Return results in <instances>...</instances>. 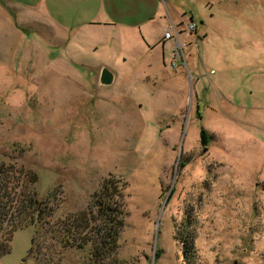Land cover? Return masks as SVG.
I'll list each match as a JSON object with an SVG mask.
<instances>
[{"label":"rangeland","instance_id":"374dc122","mask_svg":"<svg viewBox=\"0 0 264 264\" xmlns=\"http://www.w3.org/2000/svg\"><path fill=\"white\" fill-rule=\"evenodd\" d=\"M86 1L0 0V165L39 174L55 221L122 179L125 226L103 264H264V0H159L166 24L174 7L180 31L194 20L208 34L188 68ZM35 231L17 230L0 264H37ZM89 253L60 264H93Z\"/></svg>","mask_w":264,"mask_h":264},{"label":"trees","instance_id":"16d2710c","mask_svg":"<svg viewBox=\"0 0 264 264\" xmlns=\"http://www.w3.org/2000/svg\"><path fill=\"white\" fill-rule=\"evenodd\" d=\"M38 183L39 174L33 170L0 165V257L11 252L17 230L33 225L36 231L30 253L36 256L38 252L37 264H60L63 253L71 249L89 248L93 264H103L117 254L127 215V184L122 179L106 178L88 210L57 221L53 219L55 198H42ZM181 243L185 256L194 252L192 237L181 239Z\"/></svg>","mask_w":264,"mask_h":264},{"label":"crops","instance_id":"0c3cea01","mask_svg":"<svg viewBox=\"0 0 264 264\" xmlns=\"http://www.w3.org/2000/svg\"><path fill=\"white\" fill-rule=\"evenodd\" d=\"M92 1L95 2L94 0ZM104 1L109 9V12L120 11L122 14L120 20L123 22V24L129 27V29L137 32V34L140 32L143 40H146L148 44H153L152 51L158 50L160 52L161 60L164 62L166 61V51L174 50V61L176 60L177 62V59L182 60V63L186 68H188L187 48L199 39L205 40V38H208V34L199 30L198 26L195 31L196 33L193 35L187 31H184V26L182 24V27L180 25L182 32L178 38L175 36L169 40L165 39V29L168 30L172 24L179 25L182 22L184 23V16L180 17L179 13L177 14V10L172 7L170 10L171 14L169 13L171 22L166 24V22H164L165 18L160 15L161 4L159 0H123L120 5H117L119 0ZM28 2L30 3L29 6L35 9L45 8L44 0H28ZM87 6L88 1L85 0L84 7H91ZM104 23L108 24V22ZM157 31H160V34L156 35ZM197 33L198 35H196ZM176 62L173 64L176 65ZM176 66V68L179 67L178 64Z\"/></svg>","mask_w":264,"mask_h":264},{"label":"water","instance_id":"95a60500","mask_svg":"<svg viewBox=\"0 0 264 264\" xmlns=\"http://www.w3.org/2000/svg\"><path fill=\"white\" fill-rule=\"evenodd\" d=\"M117 80V74L109 68H104L100 75L99 85L103 88L112 87Z\"/></svg>","mask_w":264,"mask_h":264},{"label":"built area","instance_id":"2783aa9c","mask_svg":"<svg viewBox=\"0 0 264 264\" xmlns=\"http://www.w3.org/2000/svg\"><path fill=\"white\" fill-rule=\"evenodd\" d=\"M196 29H197L196 23H194L193 21H190V23L187 25V29L184 31L192 33ZM181 32L182 31H180L179 26L172 24L171 27L165 31V39L169 40L175 36L178 38Z\"/></svg>","mask_w":264,"mask_h":264},{"label":"flooded vegetation","instance_id":"af4514ba","mask_svg":"<svg viewBox=\"0 0 264 264\" xmlns=\"http://www.w3.org/2000/svg\"><path fill=\"white\" fill-rule=\"evenodd\" d=\"M203 139H204V138H203ZM203 141H204V142H206V140H205V139H204Z\"/></svg>","mask_w":264,"mask_h":264}]
</instances>
